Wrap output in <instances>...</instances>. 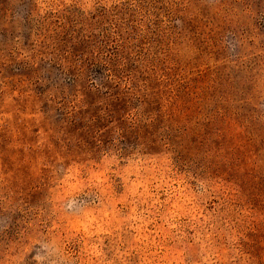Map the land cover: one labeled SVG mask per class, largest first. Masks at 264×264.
<instances>
[{
	"label": "rangeland",
	"instance_id": "obj_1",
	"mask_svg": "<svg viewBox=\"0 0 264 264\" xmlns=\"http://www.w3.org/2000/svg\"><path fill=\"white\" fill-rule=\"evenodd\" d=\"M0 264H264V0H0Z\"/></svg>",
	"mask_w": 264,
	"mask_h": 264
}]
</instances>
